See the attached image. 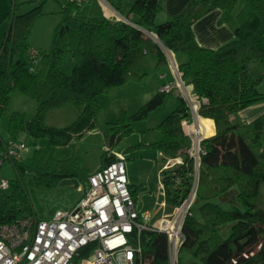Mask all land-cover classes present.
<instances>
[{
	"label": "trees",
	"instance_id": "obj_1",
	"mask_svg": "<svg viewBox=\"0 0 264 264\" xmlns=\"http://www.w3.org/2000/svg\"><path fill=\"white\" fill-rule=\"evenodd\" d=\"M6 1L2 21L9 26L0 43V119L7 116L8 140L0 137V158L20 134L43 139L45 147L32 171L35 182L84 187L93 173L118 160L113 146L133 133L134 123L147 118L166 94L157 93L124 121L108 123L104 135L95 132L101 110L98 96L140 78L135 69L150 52L156 55L157 67L168 64V51L182 58L176 65L198 101L197 115L213 126V135L201 142L195 200L183 221L179 254L189 256L188 264H264V114L251 122L237 116L264 102L257 89L264 76V0L244 1L234 14L232 39L217 49L199 46L192 26L213 10L233 12L237 0H191L179 15L163 23L156 22L161 0H134L125 21L106 17L98 0H55L60 3V20L50 47L46 52L36 50L34 61L26 57L15 62L17 40L27 38L42 13L38 6L17 14L14 0ZM108 4L122 15L120 2ZM251 63L262 68L257 78L249 72ZM14 93L36 103L31 119L20 112L7 113ZM177 98L176 108L155 127L161 138L151 144L173 161L160 170L168 208L180 204L195 175L185 128L191 115L185 100ZM67 103L76 108L69 126L42 124L47 111ZM5 160L17 174L26 168L21 157ZM138 190L140 186L129 184L135 203ZM11 200L13 194H0V225L25 215L10 208ZM139 245L135 264H169L165 234L144 229Z\"/></svg>",
	"mask_w": 264,
	"mask_h": 264
},
{
	"label": "rangeland",
	"instance_id": "obj_2",
	"mask_svg": "<svg viewBox=\"0 0 264 264\" xmlns=\"http://www.w3.org/2000/svg\"><path fill=\"white\" fill-rule=\"evenodd\" d=\"M4 1L8 7L7 1ZM26 1L28 0H14L18 5L17 14H22L38 6L42 14L34 20L27 38L17 40V50L14 53L13 62L26 60L28 53L26 47L46 52L50 47L54 27L60 20V3L58 1L36 0L30 5ZM105 1L112 4L120 2L123 11L125 8L128 10L134 0ZM157 15V23L167 20L164 17L166 14L163 7ZM1 20H3V16L0 22ZM6 28H8V21L0 23V41L2 40L1 34L6 31ZM172 59L178 64L182 58L172 55ZM156 61L154 53L146 54L135 69L140 78L129 80L124 85L112 88L107 93L98 96L101 110L96 117V133L106 134L108 123L122 122L126 116L136 113L158 93V89L163 84L172 80L168 64L157 67ZM249 72L253 78H257L262 73V68L256 63H251ZM257 89L264 94V76ZM177 104L178 98L175 94L164 95L161 105L150 111L147 118L136 121L134 123L135 131L122 137L112 148L113 153L120 154L124 160L128 183L141 187V190L137 192L135 203L139 215L138 222L141 225L151 227L156 224L157 219L165 215V209L168 207L161 184L160 170L164 165H172L173 161L168 162L163 154L151 144L161 138V133L155 127L176 108ZM35 109L36 103L33 100L14 93L7 113L20 112L29 120ZM75 118V106L72 103H67L47 111L43 115L42 124L46 127L63 128L69 126ZM7 122L6 115L0 119V137L4 141L8 140ZM212 135L207 130L203 132L205 139ZM45 143L46 141L43 139L37 140L20 134L14 141V146L22 145L18 157H21L26 168L17 174L10 161L7 160L3 161L0 167V180L8 181V188L5 191L0 190V194H13V200L9 202L10 208L20 209L24 214L33 215L36 218H46L54 210L70 209L82 196L80 190L83 186L76 187L73 182L54 186H44L35 182L32 171L43 152ZM179 259L181 264H188L190 258L182 252L179 254Z\"/></svg>",
	"mask_w": 264,
	"mask_h": 264
},
{
	"label": "built area",
	"instance_id": "obj_3",
	"mask_svg": "<svg viewBox=\"0 0 264 264\" xmlns=\"http://www.w3.org/2000/svg\"><path fill=\"white\" fill-rule=\"evenodd\" d=\"M98 1L102 10L110 9L104 0ZM165 54L172 80L163 84L158 93L181 97L191 115L185 128L191 140L189 154L195 175L188 194L156 224L141 225L129 191L124 160L117 156L116 162L88 178L80 190L82 196L72 208L54 210L46 218L25 214L12 223L0 225V264H135L141 252L139 234L144 229L166 235L168 262L178 264L184 239L182 225L195 200L196 171L205 138L201 117L197 115L198 101L193 98L191 87L184 85L171 54L168 51ZM27 57L34 61L36 49H29ZM21 148L22 145L9 147L0 158V167L5 159L17 158ZM7 188L8 181L1 179L0 190Z\"/></svg>",
	"mask_w": 264,
	"mask_h": 264
},
{
	"label": "crops",
	"instance_id": "obj_4",
	"mask_svg": "<svg viewBox=\"0 0 264 264\" xmlns=\"http://www.w3.org/2000/svg\"><path fill=\"white\" fill-rule=\"evenodd\" d=\"M28 1H31V0H28ZM190 1L191 0H161V7H163V11H165V14H166L164 16L165 19L169 20L170 17L173 18L179 15L185 9V7L188 5ZM244 1L245 0H237L236 6L233 12L227 13L228 11H222V10L216 9V10H213L207 13L202 18L197 20L192 26V31H193L197 44L203 48L217 49L221 47L222 45L226 44L227 42H229L233 37V29L235 28L237 24L234 14L242 7ZM107 5L110 7V9H105V10L103 9V13L105 14L106 17L108 18L115 17L121 20L124 19V16L126 15L128 11L126 8L125 10L123 9V11H121L122 15H119L112 9V7L108 3ZM7 10H8V7L6 6L5 1L0 0V19L2 16H4ZM3 22L4 21L1 20L0 23H3ZM7 31H8V28H6V31L3 32V34H1L2 40L0 41V43L3 42ZM263 114H264V102H261V103L255 104L253 106H250L240 111L237 114V116L239 120L241 121L251 122ZM115 155L120 156V154H115ZM172 211H173V208L166 207L165 215L166 214L169 215V213H171ZM164 216L158 218L156 223L160 221V219H162Z\"/></svg>",
	"mask_w": 264,
	"mask_h": 264
},
{
	"label": "bare ground",
	"instance_id": "obj_5",
	"mask_svg": "<svg viewBox=\"0 0 264 264\" xmlns=\"http://www.w3.org/2000/svg\"><path fill=\"white\" fill-rule=\"evenodd\" d=\"M200 123L202 124L203 126V132L204 130H207L210 132V134L212 135L213 134V127H212V123L209 121V120H206V119H202L200 118ZM211 123V124H210ZM209 138V137H208Z\"/></svg>",
	"mask_w": 264,
	"mask_h": 264
},
{
	"label": "water",
	"instance_id": "obj_6",
	"mask_svg": "<svg viewBox=\"0 0 264 264\" xmlns=\"http://www.w3.org/2000/svg\"><path fill=\"white\" fill-rule=\"evenodd\" d=\"M123 21H125L124 19H123ZM152 37V36H151ZM152 38H154V37H152ZM155 39V38H154Z\"/></svg>",
	"mask_w": 264,
	"mask_h": 264
}]
</instances>
